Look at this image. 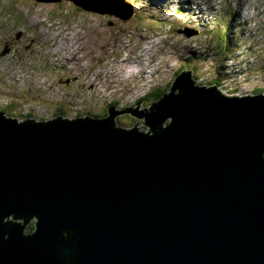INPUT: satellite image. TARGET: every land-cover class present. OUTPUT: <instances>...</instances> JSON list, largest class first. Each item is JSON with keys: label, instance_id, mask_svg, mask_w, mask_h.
<instances>
[{"label": "water", "instance_id": "95a60500", "mask_svg": "<svg viewBox=\"0 0 264 264\" xmlns=\"http://www.w3.org/2000/svg\"><path fill=\"white\" fill-rule=\"evenodd\" d=\"M192 76L105 119L0 110V264H264V94Z\"/></svg>", "mask_w": 264, "mask_h": 264}, {"label": "rangeland", "instance_id": "374dc122", "mask_svg": "<svg viewBox=\"0 0 264 264\" xmlns=\"http://www.w3.org/2000/svg\"><path fill=\"white\" fill-rule=\"evenodd\" d=\"M123 1L136 12L129 20L114 12L95 13L86 1L0 0L5 114L20 121L33 113L35 120L47 122L55 116L105 119L115 105L119 111L138 105L148 110L164 90L172 91L188 57L200 67L192 68L197 85L211 87L218 78L223 81L217 88L222 85L227 97L264 94V0ZM229 17L234 21L225 36L226 60L215 43L224 39ZM161 92L158 99L148 98ZM12 100L17 106L8 104ZM116 119L122 128L137 123L139 131L149 133L144 118L126 112Z\"/></svg>", "mask_w": 264, "mask_h": 264}, {"label": "trees", "instance_id": "16d2710c", "mask_svg": "<svg viewBox=\"0 0 264 264\" xmlns=\"http://www.w3.org/2000/svg\"><path fill=\"white\" fill-rule=\"evenodd\" d=\"M233 21H234V17H233V19H232V17H229L228 18V20L225 22V28H226V32H224V39H222V40H220L219 41V43H215V46H216V48L219 50V54L220 55H223V56H225V57H227V56H229V55H227L226 54V52L229 50V47H228V45L229 44H227V36L229 35V33L231 32V24L233 23ZM226 36V37H225ZM251 43H253L254 45L256 44V41H253V42H251ZM215 46H214V44L212 45V47H213V50H215L216 51V48H215ZM230 47L232 48L233 46L230 44ZM244 50V48L243 47H239L238 48V51L239 50ZM257 49H260V47H258V48H256V50ZM214 53L212 52L210 55H213ZM209 56V55H208ZM207 56V57H208ZM213 58V56H211L210 58H208V59H212ZM228 59V57L226 58V60ZM197 60H201V61H204L205 60V57H202V58H199V59H197ZM187 64H185V66H180L179 67V69H178V72H177V74H179V73H181L182 72V70H184L185 68H188V69H192L193 67H196L197 65V69H200V67H199V64H197V62H195V63H192V62H194L193 61V59H191V58H189L188 57V59H187ZM187 66V67H186ZM222 81L223 80H220V79H218V78H214V81H212V82H214V83H218V84H221L222 83ZM217 84V85H218ZM222 86V85H221ZM164 91H166L167 92V90H164ZM163 91V92H164ZM163 92H161L160 94L159 93H157V94H152V95H150V96H148V98L149 97H153V95L155 96V97H157V99L161 96V94H163ZM165 92V93H166ZM8 93V92H7ZM17 99V98H16ZM13 102V103H12ZM9 105H11V106H17V103L14 101V100H12L11 102H9L8 103ZM1 105V104H0ZM63 109H66L65 107H62ZM0 110H2V111H5L6 112V109L5 110H3V108L0 106ZM21 114L22 113H20V114H18L19 116H21ZM32 114L33 113H31L30 115H25V117L23 116V119H20V121L21 122H31L30 120H33V121H36L35 119H34V117L32 116ZM6 117H17V116H15V115H13V116H11V115H9V116H7L6 115ZM58 118H60L59 116H57L56 118H53V121H55V120H58ZM18 120V119H17ZM47 120H49V121H52L51 119H47ZM120 120V119H119ZM38 121H40V120H38ZM40 122H44V121H40ZM115 122H116V125L118 126V127H121V126H123V125H121V123L118 121V119H115Z\"/></svg>", "mask_w": 264, "mask_h": 264}, {"label": "bare ground", "instance_id": "6f19581e", "mask_svg": "<svg viewBox=\"0 0 264 264\" xmlns=\"http://www.w3.org/2000/svg\"><path fill=\"white\" fill-rule=\"evenodd\" d=\"M83 1H86V3L92 5V8L94 7L93 9H94L95 13L99 12L101 14H104L105 12L106 13L107 12H114L116 15L120 16L119 19H122V17L126 16L127 14L130 15L132 18L135 16V13H136L134 10V7L132 6L133 4L125 2L123 0H108V1H106V0H104V1L83 0ZM220 87H222V86L220 85ZM217 89H219V86ZM219 90L222 92L221 89H219Z\"/></svg>", "mask_w": 264, "mask_h": 264}, {"label": "flooded vegetation", "instance_id": "af4514ba", "mask_svg": "<svg viewBox=\"0 0 264 264\" xmlns=\"http://www.w3.org/2000/svg\"><path fill=\"white\" fill-rule=\"evenodd\" d=\"M12 219H14V221H16V222L24 223L26 225V227L24 228V233L31 234L35 231L36 217H35V219L32 217L26 221L21 217L17 218V219L12 217Z\"/></svg>", "mask_w": 264, "mask_h": 264}, {"label": "built area", "instance_id": "2783aa9c", "mask_svg": "<svg viewBox=\"0 0 264 264\" xmlns=\"http://www.w3.org/2000/svg\"><path fill=\"white\" fill-rule=\"evenodd\" d=\"M251 21H254V18H253V16L251 15ZM4 69H6V70H8L9 72H10V70L9 69H7L5 66H4ZM15 70V72L13 73V74H18V71L16 70V68L14 69ZM221 90L223 89L222 87H219Z\"/></svg>", "mask_w": 264, "mask_h": 264}, {"label": "clouds", "instance_id": "9594fccd", "mask_svg": "<svg viewBox=\"0 0 264 264\" xmlns=\"http://www.w3.org/2000/svg\"><path fill=\"white\" fill-rule=\"evenodd\" d=\"M258 44H255V46H257ZM259 46V45H258ZM260 47V46H259ZM135 71H136V69H134ZM11 72V71H10ZM15 72V70H13L11 73H14ZM55 118H56V116H55Z\"/></svg>", "mask_w": 264, "mask_h": 264}]
</instances>
